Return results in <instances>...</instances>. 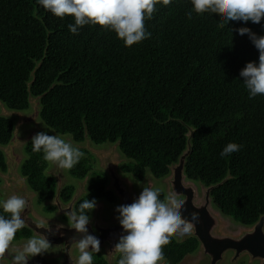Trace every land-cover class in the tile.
<instances>
[{"label":"trees","instance_id":"obj_1","mask_svg":"<svg viewBox=\"0 0 264 264\" xmlns=\"http://www.w3.org/2000/svg\"><path fill=\"white\" fill-rule=\"evenodd\" d=\"M191 9L190 0L168 5L157 0L152 17L145 19L150 38L126 47L100 25L71 33V16L56 17L37 0H0V103L29 113L31 93L41 99L42 123L54 132L76 144H84L86 134L95 145L120 142L121 171L137 183L148 175L161 180L170 174L187 148L191 127L186 176L210 186L230 173L214 191V204L235 222L252 226L264 215V94L249 98L240 76L247 63L258 62L259 50L238 29L248 27L264 36V20L227 22L220 13H193L189 19ZM15 123L16 118L1 116L0 107V147L10 143ZM229 142L242 147L222 157ZM81 151L70 173L77 179L91 173V180L88 195L75 206L78 215L84 199L117 202L106 191L108 177L93 171L87 152ZM25 156L21 174L43 205L56 193L49 161L31 144ZM0 171H7L2 150ZM73 194L68 186L63 201L69 203ZM160 199L166 200L164 193ZM91 210L83 211L89 216ZM0 215L9 217L2 208ZM32 236L23 227L12 242ZM162 248L161 261L180 264L197 252L199 242L171 237ZM93 264L107 263L96 253Z\"/></svg>","mask_w":264,"mask_h":264},{"label":"clouds","instance_id":"obj_2","mask_svg":"<svg viewBox=\"0 0 264 264\" xmlns=\"http://www.w3.org/2000/svg\"><path fill=\"white\" fill-rule=\"evenodd\" d=\"M45 10L56 17L71 16L74 23L68 24V30L78 34L85 25H100L115 32L117 38L126 47H131L150 38L151 33L145 28V19H150L156 10L157 0H37ZM172 0H163L168 5ZM192 5L188 18L193 13H220L223 19L229 21L251 22L260 24L264 20V0H190ZM240 35L249 34L255 47L259 50L258 62H249L240 76L249 98L264 94V36L257 37L248 27L238 29ZM34 152H42L43 159L55 163L59 168H72L84 153L72 143L59 135H49L47 132L37 133L31 141ZM242 146L227 143L220 155L227 156L240 150ZM184 201L176 195L160 199V190L146 187L129 205L118 207L120 225L127 233L115 245L120 253L118 264H158L166 244L174 232L181 235L191 231L193 221L199 219V213L192 214V221L181 215ZM26 206V200L20 195H12L6 200H0V208L9 217L0 215V256L9 249L18 230L23 228L24 220L21 211ZM96 206L95 200L84 199L79 204L80 214L71 213V226L79 233H87L86 225L89 216L83 210H91ZM100 240L93 235L80 239L77 248L79 256L77 264H93V252L99 253ZM49 244L43 238H30L18 251L13 264H27L28 256H36L42 250L48 249ZM91 249V251H89Z\"/></svg>","mask_w":264,"mask_h":264},{"label":"water","instance_id":"obj_3","mask_svg":"<svg viewBox=\"0 0 264 264\" xmlns=\"http://www.w3.org/2000/svg\"><path fill=\"white\" fill-rule=\"evenodd\" d=\"M31 112L11 111L0 103L1 116L16 118L13 138L5 147H0L6 157L7 171H0L3 180V189L9 192L7 199L12 195H20L26 200V206L21 211L24 226L31 230L35 236L45 239L54 251L42 250L36 256H28L27 264H60L74 263V251L78 250L77 244L86 235H93L100 240V249L104 248L108 261L113 264L114 257L118 253L115 245L122 236L127 233L121 227L118 208L110 219L105 218V204L96 206L94 217L86 225L88 232L79 233L72 226L59 221V217L75 212V204L86 194L88 180L80 184V188L73 196L70 203L65 204L61 194L68 182L64 174V168H59L55 163L50 171L57 182V191L54 200L48 204L56 207L58 213L55 218H46L36 209L34 201L37 194L30 190L26 178L21 174V166L25 159V150L31 144L32 138L42 130L41 99L35 98L30 93ZM189 135L187 148L179 159V162L170 167V174L164 179L167 195H176L184 201L180 211L182 217L192 221V214L199 213V219L193 221L190 233L181 235L174 232L172 236L178 239L194 237L200 243L197 255L191 257L185 264H239L248 258V264H264V215L252 226H240L232 228V224L224 213L214 204L213 193L216 189L226 183L230 173L222 182L207 186L202 182L189 180L186 176V165L192 153V139L194 129L188 127ZM87 137L86 149L90 150L101 163V167L110 177L109 191L115 192L121 205H129L139 197L141 193L136 192L134 182L129 177L120 173V166L124 162L120 151L121 143L111 145L107 149H96L92 147ZM154 184L149 183V188ZM118 206V207H119ZM23 245L14 246L10 244L8 251L0 256V264H13L15 254L22 250ZM91 251V249H89ZM232 254V256H230ZM77 264V262H76ZM158 264H166L160 262Z\"/></svg>","mask_w":264,"mask_h":264},{"label":"flooded vegetation","instance_id":"obj_4","mask_svg":"<svg viewBox=\"0 0 264 264\" xmlns=\"http://www.w3.org/2000/svg\"><path fill=\"white\" fill-rule=\"evenodd\" d=\"M56 133V132H55ZM58 134V133H57ZM60 135V134H59ZM62 136H65V135H62ZM70 137V136H69ZM71 138V137H70ZM89 138V137H88ZM91 141V140H90ZM68 142H70V143H72L73 144V146L74 147H77V148H79L80 150H84V151H86L87 152V154H86V156H88V158L90 159V162H91V164H92V167H93V171H96V170H98V171H101V172H103L107 177H108V185H107V187H106V191H109L107 188H108V186H109V184H110V177H109V175L106 173V171L101 167V163H100V160L90 151V150H88V149H86L85 147L87 146V137H86V142L84 143V144H76L73 140H72V138L71 139H69V141ZM91 144H92V147H94V148H96V149H107V148H109L111 145H114V144H104V145H95V144H93L92 142H91ZM105 145H107V146H105ZM25 159H26V156H25ZM25 159H24V161H25ZM92 159H95L96 161H98V163H99V168H97V169H95L94 168V165H93V161H92ZM124 159V158H123ZM124 162H125V159H124ZM123 162V163H124ZM24 163V162H23ZM122 163V164H123ZM52 164H53V162H52ZM122 164H121V166H122ZM121 166H120V173L124 176V177H129L133 182H134V186H135V190H136V192H138L137 191V182H135L134 181V179L130 176V175H126V174H124V173H122V171H121ZM22 167V166H21ZM53 168H54V164H53ZM52 168V169H53ZM52 169H48V175L49 176H51L52 178H54L52 175H50V171L52 170ZM66 169L67 168H64V174H65V176L67 177V180H68V182H67V184H66V186H65V189H64V191L66 190V188L68 187V186H71V185H69V179H68V176H67V174H66ZM21 171V170H20ZM69 174L71 175V173H70V168H69ZM23 176V175H22ZM72 176V175H71ZM151 176V175H150ZM24 177V176H23ZM73 177V176H72ZM25 178V177H24ZM75 178V177H74ZM77 179V178H76ZM165 179V178H164ZM164 179H161V180H163V183H164ZM0 180H1V178H0ZM27 180V179H26ZM54 180H55V182H56V179L54 178ZM79 180H81V182L79 183V187H78V189L80 188V184L82 183V182H84L85 180H88V184H87V186H86V194H84V196L81 198V199H83L85 196H87L88 195V190H89V186H90V180H91V173L90 174H88L84 179H79ZM158 180V179H157ZM3 181V180H2ZM27 184H28V182H27ZM28 186H29V184H28ZM73 187V186H72ZM29 188H30V186H29ZM74 188V187H73ZM78 189H75L74 188V194H73V196L76 194V192H77V190ZM30 190H32L31 188H30ZM32 191H34V190H32ZM56 191H57V182H56ZM63 191V192H64ZM35 192V191H34ZM63 192H62V194H63ZM109 192H113V191H109ZM36 193V192H35ZM114 193V195L116 196V194H115V192H113ZM138 193H140V192H138ZM160 193H164L165 194V196H166V199L168 198V195H167V192H166V187H165V184H164V190H162ZM37 194V193H36ZM62 194H61V199H62ZM55 196H56V193H55ZM55 198V197H54ZM54 198L52 199V200H54ZM73 198V197H72ZM116 198H117V202H115V203H109L108 201H106V200H96V206L99 204V203H104L105 204V207H106V209H105V218L106 219H110L111 217H112V215H113V213L115 212V210L118 208V206H119V203H120V200H119V198L116 196ZM37 199H38V194H37V197H36V199H35V201H34V205H35V209L38 211V209L36 208V204H37ZM80 199V200H81ZM52 200H50V201H52ZM72 200V199H71ZM80 200L77 202V203H79L80 202ZM50 201H48V202H46V203H44L43 204V208H44V206H49V207H53L54 209H55V211L53 212V213H51V214H49V213H46L44 210V212L47 214V215H53V216H47V215H43L42 213H40L39 211V213L42 215V216H44V217H46V218H50V219H52V218H55L56 217V214L58 213V209L56 208V207H54V206H52V205H49L48 203L50 202ZM62 201H63V199H62ZM64 202V201H63ZM71 202V201H70ZM69 202V203H70ZM108 203V204H110V205H114V207L112 208V210L110 211V213H109V215H107L108 214V211H107V204L106 203ZM65 203V202H64ZM76 203V204H77ZM65 204H68V203H65ZM76 204H75V206H76ZM96 206H95V208L94 209H92L91 210V213H90V215H89V220H91L93 217H94V214H95V210H96ZM74 211L76 212V210H75V207H74ZM227 217V216H226ZM62 218H64L65 220H62ZM228 219L230 218V217H227ZM232 219V218H231ZM59 221H61L62 223H64V224H66V225H69V226H71V221H70V218L67 216V215H62V216H60L59 217ZM230 221V220H229ZM231 222V221H230ZM231 224H232V228H233V223L231 222ZM240 226H243V225H239L238 227H240ZM238 227H236V229L238 228ZM24 228H26V227H24ZM26 229H28V228H26ZM234 229V228H233ZM29 230V229H28ZM29 231H31V230H29ZM32 232V231H31ZM32 238H40V237H37V236H35L34 235V233L32 232ZM172 237H174V238H176L177 240H179V241H181V240H184V239H187V238H189V237H186V238H183V239H178L177 237H175V236H172ZM30 239V238H29ZM196 239V238H195ZM27 240L28 239H24V240H21V241H19V242H11L10 244L11 245H14V246H20V245H24L26 242H27ZM199 242V241H198ZM199 248H200V243H199ZM199 248H198V250H197V252L195 253V254H193V255H190V256H188V257H186L180 264H185L191 257H193V256H195V255H197V253H198V251H199ZM45 251H54V248H52V247H48V249H46ZM99 253H101L103 256H104V259H105V261H106V263L107 264H110L109 263V261H108V258H107V255H106V252H105V249L104 248H101L100 249V251H99ZM94 254H96V252H93V255ZM74 257H75V260L76 261H74V263L76 264V262H77V259H78V256H79V250H76V251H74ZM120 255V253H117L116 255H115V257H114V262H113V264H115L116 263V259H117V257ZM230 256H232V254H230ZM160 262H166V261H159L158 263H160ZM249 263V260H248V258H246V259H244L243 261H241L239 264H248ZM60 264H73V263H60ZM166 264H168L167 262H166ZM227 264V263H226ZM230 264V263H229ZM256 264H259V263H256Z\"/></svg>","mask_w":264,"mask_h":264},{"label":"rangeland","instance_id":"obj_5","mask_svg":"<svg viewBox=\"0 0 264 264\" xmlns=\"http://www.w3.org/2000/svg\"><path fill=\"white\" fill-rule=\"evenodd\" d=\"M42 126V130L41 132H47L49 135H59L57 133H55L53 130L49 129L48 127H46L43 123L41 124ZM61 138L65 139L66 141H69V139H71L69 136H62V135H59ZM107 146V145H105ZM93 161V165H94V168L97 169L99 168V163L98 161H96L95 159H92ZM53 168V164L51 161H49V169H52ZM66 174L68 176V179H69V185L73 186L75 189H78L79 187V183L81 182V180L79 179H76L74 177H72L70 174H69V168L66 169ZM152 182L154 184V189H159L160 192L162 190H164V183H163V180H157L155 178H153L152 176L148 175L146 180L143 182V183H137V191L142 193V191L144 190V188L146 187H149V183ZM3 184L4 182L2 181L1 179V182H0V200H6L7 199V196L9 195V192L5 191L3 189ZM106 203V202H105ZM107 204V211H108V214L110 213V211L112 210V208L114 207V205H110L108 203ZM36 208L38 209V211L40 213H42L43 215H47L44 211H43V205H38L36 204ZM47 216H53V215H47ZM62 220H65L64 218H62ZM229 220L234 224L233 225V228L236 229V227H238L240 224L235 222L233 219L229 218ZM229 264V263H227Z\"/></svg>","mask_w":264,"mask_h":264}]
</instances>
